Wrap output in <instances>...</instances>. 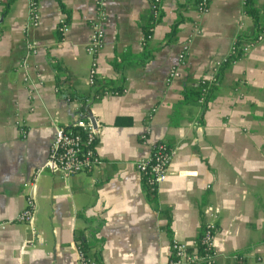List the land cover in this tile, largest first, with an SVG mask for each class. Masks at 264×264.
Instances as JSON below:
<instances>
[{"label": "crops", "instance_id": "crops-1", "mask_svg": "<svg viewBox=\"0 0 264 264\" xmlns=\"http://www.w3.org/2000/svg\"><path fill=\"white\" fill-rule=\"evenodd\" d=\"M150 1L105 0L96 78L124 89L84 105L99 129L101 164L67 177L48 168L36 176L54 128L72 126L83 106L57 90L52 66L68 91L88 94L96 0H38L39 25L27 30L28 0H13L5 13L0 1V222L11 220L0 229V264H77L78 234L97 242L91 251L102 264H167L171 241L196 239L210 212L213 264H264V38L222 72L207 103L185 101V88L214 73L252 20L243 0H210L205 13L193 0H161L157 14ZM184 46L180 76L168 83ZM144 51L151 57L141 63ZM146 132L172 149L154 201L135 167L150 152ZM28 196L33 218L17 221Z\"/></svg>", "mask_w": 264, "mask_h": 264}, {"label": "built area", "instance_id": "built-area-1", "mask_svg": "<svg viewBox=\"0 0 264 264\" xmlns=\"http://www.w3.org/2000/svg\"><path fill=\"white\" fill-rule=\"evenodd\" d=\"M161 0H151L150 8L154 14H157ZM244 2V0H243ZM210 0H197L196 10L205 13L208 10ZM38 0H28V15L25 23V30L37 27L40 16L38 10ZM261 29L259 33L242 43L232 44L231 53H247L254 45L261 42L264 38V5L260 8ZM107 18L105 0H96V11L93 19L90 21L91 32L88 41L85 44V51L93 58L88 71L87 82L94 84L97 74L96 55L102 49L105 42L104 23ZM61 33L66 29L67 24L60 23ZM151 35L144 36L142 40H148ZM28 53L35 54L37 46L34 42L27 43ZM186 47L184 46L178 54L177 64L172 67L167 82L175 80L180 76L181 66L185 63ZM221 64V63H220ZM220 64L216 67L214 73L207 79H201L202 82L208 81L211 84H217V73ZM22 66L25 68L26 63ZM205 93V89H202ZM203 99V98H200ZM99 129L92 123L91 119L83 111H78V118L72 126H56L54 135L50 142L48 154L45 163L37 169L36 176L44 169L58 170L62 176L77 174L90 171L101 164V159L96 151ZM142 140L150 147L148 155L139 158L135 167L140 173L141 178L151 189L157 187L167 179L169 165L172 159V149L165 141H151L148 132L141 136ZM34 201L31 196L26 199V205L20 214L16 217L17 221L30 223L34 213ZM211 219L204 223L200 235L192 241H182L173 239L170 243L169 259L167 264H213L217 252L215 249V237L218 231L216 223V214L210 212ZM11 220L0 222V229H4ZM77 264H102L84 251L76 243Z\"/></svg>", "mask_w": 264, "mask_h": 264}, {"label": "trees", "instance_id": "trees-1", "mask_svg": "<svg viewBox=\"0 0 264 264\" xmlns=\"http://www.w3.org/2000/svg\"><path fill=\"white\" fill-rule=\"evenodd\" d=\"M1 3L3 4V10L2 13H5L9 9V5H11L13 0H0ZM194 6L197 4V0H193ZM243 12L247 16H249L252 20V30L250 32H240L237 35L236 38V43L240 44L245 40H248L249 38L255 37L260 29H261V16H260V8L256 6L254 0H244L243 2ZM152 24L149 26L145 27L144 29V36L151 35L152 33ZM176 26L177 22H174L170 32L167 34L166 37H168L169 40L173 39L175 32H176ZM61 27V26H60ZM59 34L60 29H58ZM62 34V33H61ZM60 34V36H61ZM241 56L240 53H231L227 56L226 59L222 61L220 64V68L218 69L217 73V78L219 80L220 75L222 72L229 66L231 65L235 60H237ZM151 57L149 51H144L143 55L140 56V62H146L149 58ZM115 69L121 68L116 64V62L113 63ZM54 71H56L55 75V82H56V88L61 92L62 94L65 95V97L70 100V101H76V102H81L82 103V108L81 111L84 110V105L89 101V100H97L103 95L106 94H119L123 91L124 85L121 83H117L116 81L109 80V79H99L95 78L94 84L91 85V89L88 92V94L85 95H76L73 92L68 91L69 88V83L67 82V78L63 77L61 72L63 71L62 68L54 64L53 66ZM68 85L67 89H63V85ZM217 84H211L208 81L202 82L201 80L198 82V86H188L185 88L183 97L184 100L187 101L189 98L193 97L196 98L198 101L202 102L203 104L207 103L211 97L213 96L214 90L216 88ZM202 89H205V93H202ZM203 98V99H200ZM143 184L145 188L146 195L149 200L154 201L155 200V189H151L145 182L144 179ZM169 220V217H168ZM76 243L82 248L84 251L88 252L92 257H94L97 261L100 259L99 251H91L95 247V243H88V241L82 236V234L76 235Z\"/></svg>", "mask_w": 264, "mask_h": 264}, {"label": "water", "instance_id": "water-1", "mask_svg": "<svg viewBox=\"0 0 264 264\" xmlns=\"http://www.w3.org/2000/svg\"><path fill=\"white\" fill-rule=\"evenodd\" d=\"M91 121H92V123H93V124H95V121H94V119H92V118H91Z\"/></svg>", "mask_w": 264, "mask_h": 264}]
</instances>
